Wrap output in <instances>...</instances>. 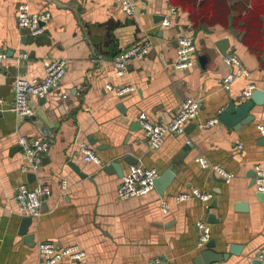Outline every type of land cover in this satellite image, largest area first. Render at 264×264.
Wrapping results in <instances>:
<instances>
[{
  "label": "crops",
  "instance_id": "1",
  "mask_svg": "<svg viewBox=\"0 0 264 264\" xmlns=\"http://www.w3.org/2000/svg\"><path fill=\"white\" fill-rule=\"evenodd\" d=\"M135 1L136 15L128 17L117 0H0V50L8 55L0 74V264H44L37 249L43 242L58 248L77 244L86 252L84 264H149L157 257L168 264H196L209 248H198L197 224L208 222L210 213L217 220L208 222L212 250L225 254L231 245L243 246L239 256L217 264H260L256 256L264 250V194L257 191L251 173L257 165L264 167V135L258 129L264 126V105L254 104L249 112L254 120L238 130L223 122L206 129L198 124L231 103L250 102L243 95L250 86L264 91V0ZM21 3L35 13L51 12L42 35L33 37L18 27ZM157 16L171 17V25L156 22ZM180 36L191 37L197 48L188 70L174 67ZM223 39L229 43L227 55L216 46ZM143 41L150 42L149 54L132 60L126 74L118 76L115 56ZM21 52L28 58L18 59ZM228 55L237 56L251 71L230 90L223 87L235 70L224 62ZM55 59L68 63L59 87L45 99L30 98L35 119L18 116L14 81L44 79V61ZM108 84L133 86L135 91L118 97ZM188 98L201 102V112L185 134H168L155 148L142 128L132 131L142 113L154 124L170 122ZM20 136L50 142L36 174L21 168ZM83 144L94 150L99 164L84 160ZM186 144L190 148L176 164L174 158ZM127 155L137 165L157 168L160 176L176 168L163 195L155 188L142 197L117 198L123 177L104 168L118 162L127 175ZM200 157L235 177L227 181L202 168L196 162ZM22 184L31 189L46 185L52 191L42 216L32 218L28 228L34 246L20 235L24 217L18 213L16 194ZM194 190L216 196L217 208L208 210L198 198L175 201ZM163 200L169 202L168 212L162 211Z\"/></svg>",
  "mask_w": 264,
  "mask_h": 264
},
{
  "label": "built area",
  "instance_id": "2",
  "mask_svg": "<svg viewBox=\"0 0 264 264\" xmlns=\"http://www.w3.org/2000/svg\"><path fill=\"white\" fill-rule=\"evenodd\" d=\"M124 13L128 17L136 15L137 2L135 0H117ZM173 9L172 14H176ZM52 14L49 11L32 12L30 6L26 3H21L18 6L16 19L20 29L27 31L31 36L38 37L46 30V25L50 22ZM172 18L166 17L163 20L165 26L171 25ZM150 52V42H137L131 47L121 51L115 56L113 62L117 69L118 76H124L128 66L132 60L144 59ZM177 58L174 67L177 70H188L194 66V58L197 52L196 45L191 37L180 36L176 41ZM8 58L7 52L0 50V74L2 65ZM28 54L21 52L18 59H27ZM224 62L228 66L235 67L223 81V87L230 90L234 82L243 76H250L251 71L246 68L240 59L235 55L224 57ZM45 77L39 79H26L18 77L13 83L14 89V108L18 116L31 117L35 114L34 109L30 105V98L35 96L39 99L46 98L53 90L57 89L61 80L66 74L68 63L65 59H55L44 61ZM107 89L120 97L130 92H134L133 86L114 87L108 84ZM255 87L252 85L245 89L243 95L250 98ZM201 112V102L194 98H188L181 106L179 112L174 118L166 124L152 123L147 114L142 113L138 117V121L148 138L152 147L159 148L163 145L165 137L168 134L183 135L185 134L186 126L199 119ZM218 116H215L205 122H200L198 126L201 129L212 128L220 123ZM262 135H264V126H258ZM19 146L22 151L21 168L25 173H37L43 165L44 156L50 149V142L45 139L32 138L28 136H20ZM240 148H242L240 146ZM86 162L100 163V159L94 150L87 144L81 146ZM196 162L204 169H209L220 175L225 180L230 181L235 176L228 172L220 165L210 164L204 157L196 159ZM255 186L258 192L264 194V167L257 165L255 167ZM160 176L157 168H145L141 165H131L129 172L122 178V181L117 190V198L119 200H128L131 198L142 197L148 195L155 190L156 179ZM62 188L67 189L65 180L61 183ZM52 191L49 186L42 185L33 189L28 185L22 184L16 194L18 213L23 217L39 218L43 214V204L45 198L51 196ZM194 198L201 199L206 203V208L210 209V202L213 198L211 193H201L198 190L192 192L181 193L175 197L176 202H184ZM163 212H168L170 209L169 202L163 200L161 202ZM199 237L197 246L199 249H204L208 246L211 240V227L206 221H200L197 224ZM38 253L44 264H84L86 252L77 244L69 245L65 248H58L54 242H43L37 247ZM256 259L260 264H264V250L257 253ZM149 264H168L167 261L157 257L152 259Z\"/></svg>",
  "mask_w": 264,
  "mask_h": 264
},
{
  "label": "water",
  "instance_id": "3",
  "mask_svg": "<svg viewBox=\"0 0 264 264\" xmlns=\"http://www.w3.org/2000/svg\"><path fill=\"white\" fill-rule=\"evenodd\" d=\"M165 18L163 16H157L154 18L156 22L163 21ZM216 46L219 50V52L222 55H227V50L229 48L228 40L223 39L216 43ZM45 99V98H44ZM251 101L246 102L240 106H236L234 103L230 104V107L221 112L218 117L221 122L224 124L234 128L235 130H238L241 128L244 124H249L254 120V116L249 114L250 110L252 109L253 105L256 104L258 106L264 105V91L263 90H254L251 95ZM28 118V117H27ZM32 119H35V115L31 116ZM142 127L141 125L136 122L133 124L132 131L140 130ZM190 148V144H186L182 150L179 152L178 156L174 158V162L176 164H180L182 162V159L184 158L186 152ZM124 161H126L128 164H137L138 160L134 159L132 156L127 155L124 157ZM74 169L80 174V172L77 170L75 166H73ZM104 170L109 173L113 174L116 173L119 177H124V170L121 163L118 162H111L108 166L104 168ZM176 175V168H170L164 174L159 176L156 179L155 187L158 190L160 194H164L166 189L172 184L174 178ZM251 175L254 177V183H255V176L256 172L253 170ZM83 176V175H81ZM29 177H34V174H29ZM225 181V180H222ZM217 194L220 193V191H214ZM218 198L215 196L212 200V203L210 204V209H216L218 206ZM32 222V218L30 217H24L21 223L20 228V235L24 236V241L34 246V236L31 234H28V228ZM208 222L209 223H215L217 222L215 215L213 213H210L208 216ZM209 248L207 250L202 251L197 259L196 264H217L223 262V260H228L231 255H237L239 256L243 250V246L240 245H231L228 253H216L212 250V248L215 247L213 243L208 244ZM212 246V247H211Z\"/></svg>",
  "mask_w": 264,
  "mask_h": 264
}]
</instances>
